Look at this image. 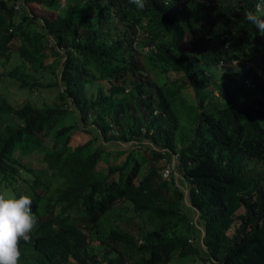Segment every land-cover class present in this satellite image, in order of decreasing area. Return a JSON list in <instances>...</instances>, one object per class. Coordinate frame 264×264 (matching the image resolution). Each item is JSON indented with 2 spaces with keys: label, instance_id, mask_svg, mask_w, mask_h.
Listing matches in <instances>:
<instances>
[{
  "label": "trees",
  "instance_id": "obj_1",
  "mask_svg": "<svg viewBox=\"0 0 264 264\" xmlns=\"http://www.w3.org/2000/svg\"><path fill=\"white\" fill-rule=\"evenodd\" d=\"M15 1L0 0V56L13 50L38 74L58 62L50 83L82 126L148 148L130 149L98 174L102 145L75 137L74 121L55 125L66 104H12L0 94V186L30 196L38 218L31 242L19 243V264H166L173 254L193 253L200 264H264L263 169L246 165L248 158L264 165V35L245 18L264 0H145L143 9L129 0ZM141 16L147 34L134 40ZM185 31L187 48L179 45ZM149 40L153 48L142 49ZM142 53L150 67L179 71L193 88L188 134L173 106L184 100L178 86L155 80ZM231 59V72L215 77L207 68ZM15 67L0 75L41 85ZM29 140L43 165L21 160L22 149L14 153ZM170 152L188 204L173 177L159 173ZM191 206L204 230L198 251ZM109 211L116 221L103 228ZM128 218L125 227L120 221ZM92 238L106 246L99 254L89 249Z\"/></svg>",
  "mask_w": 264,
  "mask_h": 264
},
{
  "label": "rangeland",
  "instance_id": "obj_2",
  "mask_svg": "<svg viewBox=\"0 0 264 264\" xmlns=\"http://www.w3.org/2000/svg\"><path fill=\"white\" fill-rule=\"evenodd\" d=\"M15 1V0H11ZM189 37L190 33L185 31L182 40L179 42V45L187 48L189 47ZM144 54L141 58L144 65L146 66L147 70L152 74V77L155 80L164 79L165 84L167 87H174L178 86V94H181L184 98L183 102L178 104V100L173 101V106L176 109V113L178 116V121L181 126V131L183 134H188L191 129V123L192 119L195 115L196 108L194 106L196 102V97L193 94V88L189 84V82L183 77V74L179 71H172V70H166L165 72H160L156 69V66L150 67L148 60L146 58V54ZM52 59V58H51ZM50 59V61H51ZM234 59H231L230 62H223L219 61V63L215 66V68H210L208 66L207 68L212 69L211 75L217 77L219 76L221 71H224L225 69L228 70V72H231L232 67H234L233 63ZM12 65H16V70L18 68L26 69L31 74H36L35 77L37 80L41 82V85L35 86V87H29V86H18L17 80L13 77H9L7 75H0V94L4 95L8 101H10L12 104H17L21 102L23 99L28 98L30 99L34 104H45V103H58L59 105L66 104V110L57 117L55 121V125H58L60 123H68V122H76L77 130L74 132L75 137H77L79 140L86 139L88 137H91V143L92 144H99L102 145V152H100L99 157L97 158L95 162V167L97 169V173L100 174L103 170V167L107 163H116L119 162L122 157L125 155L127 151L130 149H135L136 151H140L142 153H146L148 151V148L142 144H137L134 139H128L126 141H120L116 139L110 130L103 132L102 134H99L96 132L95 128L91 124H86L82 126L77 119L76 116V110L75 108L67 101V97L59 98L57 96V90L59 87H56L53 85L52 81L56 80V77L54 75V71L56 70V65H58V62L53 63V72L50 69L43 70L41 74H38V71H33L31 67L26 66L22 59L17 55V53L13 50L9 52V54H6V56H0V70L8 69ZM49 82V83H47ZM103 84L105 85V82L103 80ZM123 86V93L126 92L125 87H129V84L122 83ZM123 97L124 95L121 94ZM118 94H114L115 98L121 97ZM212 95L210 94L208 97H205V103H208ZM214 98V97H213ZM47 136H43L42 138L46 139ZM22 149V154L20 156V159L23 161H26L30 163L32 166H38L43 165V161L40 159V151L34 147V144L32 140H29V142L26 143L25 148L23 150L22 145L19 146L16 145V148L14 150V153ZM17 154V153H16ZM167 154H164V157H162L160 166L163 164V162L167 158ZM143 164L140 166V170L142 171ZM246 165H252L254 168L259 167L262 168V177L261 179L264 180V165L261 164L258 160H253L251 158L246 159ZM23 174L27 175V172H22ZM169 176L173 177L172 184L176 185L178 188L183 190L182 195V201L186 204H188V199L185 193V186L183 183L181 184L176 178L178 177L177 172H171ZM40 186H43L42 183ZM0 191L2 192H8L12 193V190L5 186H0ZM128 210L127 206H124L122 208V214L126 213ZM187 214L191 217L192 222L197 220L196 211L194 208H185ZM195 219V220H194ZM118 220V219H117ZM194 220V221H193ZM101 224L104 227L111 226L116 221L115 215L112 213V211L106 212L104 216L100 218ZM120 223L125 226L129 227L131 223V218H128V220H121ZM198 226H200L199 222H196ZM197 232L192 233V238H195ZM199 234V229H198ZM196 247L197 251L199 248H202L201 242L197 239L196 241ZM106 248L105 244L98 241L96 238L90 239V245L89 249L92 252H101ZM199 257L196 253L193 254H186L182 256L178 255H172L169 261L166 264H200ZM206 263V261H204Z\"/></svg>",
  "mask_w": 264,
  "mask_h": 264
},
{
  "label": "clouds",
  "instance_id": "obj_3",
  "mask_svg": "<svg viewBox=\"0 0 264 264\" xmlns=\"http://www.w3.org/2000/svg\"><path fill=\"white\" fill-rule=\"evenodd\" d=\"M138 9H143L145 0H129ZM246 20L256 31L264 35V9L249 12ZM38 218L32 211L30 196L0 191V264H19L22 252L20 241L30 243Z\"/></svg>",
  "mask_w": 264,
  "mask_h": 264
},
{
  "label": "built area",
  "instance_id": "obj_4",
  "mask_svg": "<svg viewBox=\"0 0 264 264\" xmlns=\"http://www.w3.org/2000/svg\"><path fill=\"white\" fill-rule=\"evenodd\" d=\"M14 7H18L19 3L18 1H15L13 3ZM256 6H258V3H256ZM144 17L141 16L139 21H134L133 22V37L134 40L138 39L141 36H145L147 34V31L145 28H143V24H144ZM142 49L144 50H148L150 48H153V42L152 41H145L142 43L141 45ZM175 156L176 153L175 152H170L168 157L166 158V160L163 162V164L159 167V173L161 176L163 177H168L171 172H175L173 169V165H174V161H175ZM99 264H103V263H99ZM131 264V263H128ZM161 264V262L159 263Z\"/></svg>",
  "mask_w": 264,
  "mask_h": 264
},
{
  "label": "water",
  "instance_id": "obj_5",
  "mask_svg": "<svg viewBox=\"0 0 264 264\" xmlns=\"http://www.w3.org/2000/svg\"><path fill=\"white\" fill-rule=\"evenodd\" d=\"M185 193H186V190H185ZM191 208H193L192 206H191ZM195 210V209H194ZM195 220V219H194ZM194 223H195V225L199 228V241L201 242V244H202V239H201V237H202V234H203V227L200 225V226H198V224L196 223V221H194ZM202 246H203V244H202Z\"/></svg>",
  "mask_w": 264,
  "mask_h": 264
}]
</instances>
